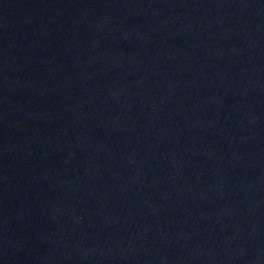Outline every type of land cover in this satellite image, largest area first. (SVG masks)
<instances>
[{
    "label": "water",
    "instance_id": "water-1",
    "mask_svg": "<svg viewBox=\"0 0 264 264\" xmlns=\"http://www.w3.org/2000/svg\"><path fill=\"white\" fill-rule=\"evenodd\" d=\"M113 264H264V0H39Z\"/></svg>",
    "mask_w": 264,
    "mask_h": 264
}]
</instances>
